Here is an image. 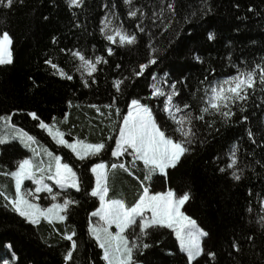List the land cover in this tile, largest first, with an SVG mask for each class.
Listing matches in <instances>:
<instances>
[{
	"label": "trees",
	"instance_id": "trees-1",
	"mask_svg": "<svg viewBox=\"0 0 264 264\" xmlns=\"http://www.w3.org/2000/svg\"><path fill=\"white\" fill-rule=\"evenodd\" d=\"M134 2L143 6L147 13L142 23L145 32L138 33L134 46H120L119 38L116 43L109 42L99 32L100 18L108 11L102 5L112 3L117 5L119 13L116 23L122 22L129 31L136 30V21L127 17L121 0H85V5L78 9H70L66 0H24L23 5L15 4L11 10L0 7V32L7 30L13 38V63L0 65V115L22 109L12 116V123L60 155L63 162L72 163L82 181L79 193L70 190L80 203L70 208L65 222H56L60 231L65 226L76 231L74 239L78 247L67 264H104L102 250L87 231L90 213L99 206L97 198L85 194L94 184V176L89 171L91 163L101 160L108 163L112 198L131 204L138 198L142 186L135 176L124 170H111L110 165L116 158L111 157L110 152L79 161L70 150L56 145L45 130L37 127L38 121L27 113L35 111L47 123H52L53 116L61 121L67 114V122L59 125L66 138L71 133L72 137L79 136L89 142L105 139L114 144V141H107V137L118 134V130H112V123L119 121L113 115L110 123L90 105L95 104L102 112H107L103 105L111 103L112 97L117 95L112 86L115 79L130 78L125 80L124 94L118 99L117 106L122 113L127 111L126 102L131 98L148 100L152 92V74L163 76L165 72L169 74L166 77L169 82L176 81L179 99L198 112L209 82L222 81L235 75L237 68L251 67L264 58V0H207L211 11L205 10L202 0H174L176 15L171 23L164 21L162 24L156 20L155 26L151 12L158 9V0ZM193 11L198 14L192 16ZM186 14L189 15L187 20ZM45 16L47 20L43 19ZM209 32L214 34V39H208ZM149 43L158 50L155 53L157 64L149 65L136 77L132 70L138 71L139 64L147 62L151 52ZM107 47L113 48L111 55ZM73 51H83L93 60L100 55L107 61L97 64V70L92 73L95 83L80 68ZM49 58L73 79L54 74L50 66L44 64ZM85 80L88 87H84ZM161 100L153 98L150 106L158 119L163 120L166 114L162 112ZM68 101L72 102L71 107ZM245 115L248 116L246 121L241 119ZM207 119L214 122L215 130L209 132L199 127L204 142L193 145V151L182 157L175 168L168 169L167 176L155 174L149 181V190L151 193L168 190L177 194L190 193V200L182 210L210 232L211 238H205L206 249L216 252V259L210 264H264V229L258 223L259 216L264 215L259 205L264 198V91L259 79L243 111L235 108L227 123L219 116L209 115ZM249 130L255 136V144L248 137ZM233 145L238 147V165L243 168L239 181L218 170L226 167ZM0 148L5 146L0 145ZM29 155L22 144L10 142L0 155V163L14 168L13 161ZM122 159L130 160V157ZM35 161L39 162L40 158L36 156ZM135 175L143 177L142 165L135 169ZM30 183L29 180L25 182L31 186ZM0 184L6 185L10 194L14 192L9 178L0 176ZM54 191L61 190L56 187ZM41 200L50 201L46 194ZM250 203L251 212L247 210ZM170 233L171 230H165L160 238L161 245L149 250L146 257L149 264H184L183 253ZM249 235L253 236L252 240L247 239ZM234 240L240 244L239 252L231 247ZM8 243L18 257L16 264H66L63 256L70 247V242L54 232L47 222L42 221L38 226L29 224L4 208L0 197V259L11 258L5 247ZM200 264H205V260L201 259Z\"/></svg>",
	"mask_w": 264,
	"mask_h": 264
},
{
	"label": "snow or ice",
	"instance_id": "snow-or-ice-1",
	"mask_svg": "<svg viewBox=\"0 0 264 264\" xmlns=\"http://www.w3.org/2000/svg\"><path fill=\"white\" fill-rule=\"evenodd\" d=\"M121 2L127 9V17L136 21V30L129 31L122 22L116 23L119 13L116 11L117 5L112 3L102 5L108 11H105L100 18L99 32L109 42L116 43L118 37L120 46H134L138 42V33L145 32L142 23L147 13L144 7L137 5L134 0H121ZM23 3L24 0H0V7L11 10L15 4L23 5ZM66 3L70 9H78L85 5V0H66ZM202 4L206 11H211V8L207 7V0H202ZM249 10H252L251 7ZM197 14V11L191 13L192 16ZM175 15L174 0H158V9L151 12L154 26L156 20H160L162 24L164 21L171 23V18ZM184 18L189 19V15L186 14ZM43 19L47 20L48 17L45 16ZM76 26L80 25L77 23ZM149 36L151 37V33ZM208 39H214L212 32L208 33ZM52 40L55 42L56 37L53 36ZM12 44L13 38L10 33L7 30L0 32V65L13 63ZM149 48L151 52L147 62L140 63L138 71L132 70L136 77L141 76L149 65L157 64L158 56L155 53L158 50L152 47L151 43ZM61 51L66 52L68 49H61ZM106 51L111 55L113 48L107 47ZM72 54L78 58L80 68L87 72L89 77H92V73L97 70V64L107 63L100 55H96L93 60L86 57L83 51H73ZM195 58L200 60L199 56ZM44 64L50 66L54 74L61 78L73 79L72 75L50 58L45 59ZM117 67L119 68L120 65ZM168 75L165 72L158 79L153 73V83L150 85L153 90L148 100L142 102L139 97L131 98L130 102H126V112L122 113L117 105L119 96L124 94L125 80L130 79L128 77L113 81L112 86L117 95L112 97L111 103L103 105V108L107 110L106 113L102 112L99 106L90 105L96 109L99 116L110 123H112L113 115L119 121L118 124L112 123V130H118V134L107 137V141H114V144L107 143L105 139L94 143L89 142L79 136L72 137L71 133H68L69 138H66V133L60 129L59 125L67 122V114L61 121L53 116L52 123H47L35 111L27 113L33 120L38 121L37 127L45 130L56 145L70 150V153L79 161L110 152L111 157L116 158V162L110 165L111 170L122 169L129 175L135 176L140 182L142 191L133 203L128 204L124 199L110 198L108 163L103 160L91 163L89 171L94 176V184L89 186L85 194L97 198L99 206L90 213L87 231L102 250L101 258L104 264H149L146 259L148 252L161 245L160 238L164 236L165 230H171L170 235L175 236V243L183 253L184 264H200L201 259L205 260V264H210L216 259V252L206 249L205 238H211L210 232L201 227L196 219L182 211V206L190 200V193L183 191L182 194H177L172 190L150 193L145 182L151 181L157 173L167 176L168 169L175 168L182 157L193 151V145L204 142L199 135V127L209 132L215 130L214 122H210L207 116H219L223 122L227 123L234 115L235 108L243 111L244 105L255 92L257 78L264 91V58L251 67L237 68L235 75L228 76L222 81L209 82L203 97V106L198 112L193 111L188 103L179 99L180 92L176 87V81L169 82L166 79ZM92 82L95 83L94 77ZM83 83L84 87L89 86L87 80ZM153 98H162V112L166 114L165 119H158L154 114L155 109L150 106ZM67 103L71 107L72 102ZM16 111L23 110L17 109L13 113L0 115V122H3V127L0 128V145L5 146L0 148V155L4 154L7 142L11 140L19 139L26 148H30L35 142L34 136L29 135L22 128L18 129L12 123V116ZM241 119L246 121L248 116H242ZM169 120L172 123H169ZM248 137L253 144L256 143L255 136L250 130ZM237 152L238 147L233 145L226 167L218 170L230 175L233 180L239 181L243 168L238 165ZM37 155L39 153L33 149V156ZM48 156L54 159V166L50 160L47 168L42 161L37 162L33 158H20L13 161L14 168H10L7 163H0V176L9 178L15 189L14 193L10 194L7 186L0 184V197L3 198L4 208L18 214L29 224L38 226L45 221L61 238L69 241L70 247L63 256L67 264L72 261L74 251L78 247L74 239L76 231L74 228L68 230L67 226L60 231L56 222H65L70 208L80 203L72 196L70 190L74 189L79 193L82 189V181L72 163L63 162L60 155L53 157L51 152H48ZM125 157H130V160L122 159ZM256 163L261 162L256 161ZM141 165L143 166L142 178L135 175V169ZM46 179L54 181V184L45 182ZM26 180L32 181L35 187L24 188ZM56 187L61 191H54ZM43 194L51 199L46 207L40 203ZM259 205L264 212V198L259 201ZM247 210L252 211L251 203ZM92 217L96 220L93 221ZM258 223L261 229H264V215L259 216ZM113 226L115 231L112 230ZM247 239L252 240L253 236L249 235ZM5 247L9 250L11 258L0 259V264H16L18 257L12 251V244L8 243ZM231 247L237 252L240 251V244L236 240L232 242Z\"/></svg>",
	"mask_w": 264,
	"mask_h": 264
},
{
	"label": "rangeland",
	"instance_id": "rangeland-1",
	"mask_svg": "<svg viewBox=\"0 0 264 264\" xmlns=\"http://www.w3.org/2000/svg\"><path fill=\"white\" fill-rule=\"evenodd\" d=\"M118 38V37H117ZM157 75V78L159 79L160 77H162V75H160V74H156ZM224 80V79H223ZM165 88H167V86H165ZM153 90V89H152ZM3 127V122H1L0 123V128H2ZM18 129H19V127L18 126H16ZM25 131V130H24ZM26 132V131H25ZM30 135V134H29ZM10 142H19L20 144H22L21 142H20V140L19 139H16V140H11V141H9V142H7V143H10ZM23 145V144H22ZM26 148V147H25ZM27 150H28V152H29V156L27 157V158H33L34 160L36 159V156L34 157L33 156V149L35 150V152L36 153H39V155H37L39 158H40V161H42L43 162V165H44V167L45 168H47V166H48V164H49V162H50V160H51V162L53 163V166H54V159H52V158H50L49 156H48V152H51L52 154H53V157L54 156H56V154L55 153H53L50 149H48L46 146H44V145H41L40 143H38L37 141H36V139H35V142H33L32 144H31V147L30 148H26ZM45 175H47V173H45ZM26 182V181H25ZM25 182H24V185H23V187L24 188H34L35 187V185L32 183V181H30L31 183V186H29V185H27V184H25ZM45 182H47V183H49V184H54V181H50V180H47L46 179V181ZM145 186H147L148 188H149V181H146V183H145ZM14 191H15V189H14ZM169 191V190H168ZM149 192L151 193V191L149 190ZM167 192V191H166ZM14 193V192H13ZM113 197V196H112ZM112 197H110V198H112ZM47 199V198H46ZM46 199H43V200H45L46 201ZM48 199H50V197H48ZM113 199H116V198H113ZM42 202V200H40V203L43 205V206H47L48 205V203H50L51 202V199H50V201H48V202ZM183 207V206H182ZM183 211V210H182ZM194 219V218H193ZM96 220V218L94 219V221ZM112 230L113 231H115V227L113 226V228H112Z\"/></svg>",
	"mask_w": 264,
	"mask_h": 264
}]
</instances>
